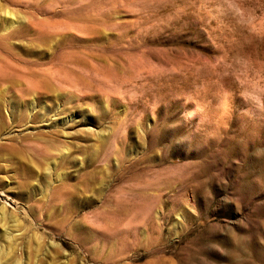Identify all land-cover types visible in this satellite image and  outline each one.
Listing matches in <instances>:
<instances>
[{"label": "rangeland", "instance_id": "1", "mask_svg": "<svg viewBox=\"0 0 264 264\" xmlns=\"http://www.w3.org/2000/svg\"><path fill=\"white\" fill-rule=\"evenodd\" d=\"M11 21L0 55L70 53L81 93L5 122L0 139L56 147L27 152L42 170L22 204L0 154L23 233L2 264H264V0H0Z\"/></svg>", "mask_w": 264, "mask_h": 264}, {"label": "bare ground", "instance_id": "2", "mask_svg": "<svg viewBox=\"0 0 264 264\" xmlns=\"http://www.w3.org/2000/svg\"><path fill=\"white\" fill-rule=\"evenodd\" d=\"M0 29H2V44H4L3 41L6 42L7 39L14 37V24L12 21ZM70 56V53L56 54L55 60L57 61V65L52 67L44 66L39 62L29 63L26 59H22L21 57L15 56L14 54L11 56L8 54L5 56L0 55V94L4 96L6 95L7 98L8 95H14L13 100H15L21 106V109H16L14 108V101L12 99L5 101L6 104L0 100L2 102H0V136L1 132L4 131L3 129L6 127V120L7 122H11V126L14 128H21L24 123L28 122H35L34 125H37L36 123L45 121L44 118L48 111L44 110V108V111L42 108H40V110L35 109L36 105L39 107L38 103H40L41 98H46L51 94H55L57 97L62 99H69L73 93H81L74 78L75 73L68 69L69 67L67 66ZM78 78L83 82H87V80L84 81V78H82L80 75ZM82 96H84L83 93L80 95V97ZM4 109L7 111H3ZM66 111L67 110L65 109L58 111L56 116H60L63 113H66ZM54 120L55 119H52V121ZM69 121L70 117L65 118L64 122H62V126L67 128ZM53 124H51V127L55 128V125ZM3 136L2 139H0V154L3 152L13 153L15 158L17 156L18 159L17 164L19 165L18 169H20L18 171L19 173H17L20 193H18L17 196L19 197L18 200L22 204L21 201H24L25 203L29 201V198H31L29 195L32 193L31 187H33V178H35L36 173L38 174L39 171L42 170L41 164L39 165L36 162H32V159L29 158L27 152L35 155L37 154V156L46 157L50 156L49 154L51 150L56 146L46 145L45 147H39L37 142L40 139L39 137L33 140H28V142L21 141V143H18L12 141L14 140L13 138L6 139ZM6 136L7 135L5 134V137ZM2 169L3 168L0 166V171ZM45 176H48V173H46ZM2 185L3 180L2 177H0V188ZM50 188L54 189L55 187H49L47 184V186H44L43 190L39 189L38 191H43L42 194L45 192L48 194ZM51 193H53V191H51ZM31 204L30 205L32 207L33 203ZM24 207L25 205H23V210ZM8 208L9 207L6 203L0 204V264H2V258L4 259V257H9L11 254L16 252L17 247L15 246V242H17L23 234L17 229L19 226L18 223H16V215L13 212L10 214V212H8L10 211ZM29 211H32V209ZM11 222H14V224H11ZM5 260L6 259H4V261ZM14 262V264H20L19 261Z\"/></svg>", "mask_w": 264, "mask_h": 264}]
</instances>
